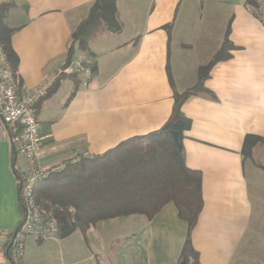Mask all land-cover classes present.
Instances as JSON below:
<instances>
[{
    "label": "crops",
    "instance_id": "1",
    "mask_svg": "<svg viewBox=\"0 0 264 264\" xmlns=\"http://www.w3.org/2000/svg\"><path fill=\"white\" fill-rule=\"evenodd\" d=\"M94 1L0 0L13 5L4 24L13 30L18 94L46 88L36 103L39 165L60 170L78 151L92 158L158 131L171 115L174 92L197 84L199 69L227 38L233 49L209 69L206 92L189 97L181 109L190 121L182 143L185 165L202 176L203 206L190 241L198 264H264V143L250 159L242 156L247 135L264 138V0L261 13L247 0H116L122 31L99 34L86 51L75 48L70 60L92 63L91 79L82 87L81 76L57 72L71 33ZM0 126L4 237L21 221L15 171L23 161ZM77 232L47 241L26 238L23 264H53L45 254L63 250ZM96 233L101 240L96 250H86L88 264H176L187 225L169 203L150 220L114 218L79 235L87 243ZM2 237L0 264H12Z\"/></svg>",
    "mask_w": 264,
    "mask_h": 264
},
{
    "label": "trees",
    "instance_id": "2",
    "mask_svg": "<svg viewBox=\"0 0 264 264\" xmlns=\"http://www.w3.org/2000/svg\"><path fill=\"white\" fill-rule=\"evenodd\" d=\"M260 1L247 0V6L258 11ZM12 6L0 4V48L15 77L18 58L11 46L13 30L4 24ZM121 31L116 0H95L71 33L64 66L70 64L75 48L86 51L88 43L99 34ZM230 49L233 46L226 38L212 62L199 69L197 84L184 93L174 92L171 115L158 131L125 141L103 155L69 162L34 188L35 203L43 216L56 220L58 237L65 238L76 231L84 234L96 223L114 218L142 215L150 220L171 203L178 218L187 225L178 262L198 264L190 236L203 206L202 176L185 165L182 143L190 121L181 109L189 97L206 92L203 82L209 69L228 58ZM261 143L264 138L247 135L242 145L244 159H250L254 147ZM15 174L18 180L17 171ZM20 210L22 218L21 204Z\"/></svg>",
    "mask_w": 264,
    "mask_h": 264
},
{
    "label": "built area",
    "instance_id": "3",
    "mask_svg": "<svg viewBox=\"0 0 264 264\" xmlns=\"http://www.w3.org/2000/svg\"><path fill=\"white\" fill-rule=\"evenodd\" d=\"M57 74L81 76V86L86 87L92 76V63L89 59L81 58L75 63L61 67ZM24 92L22 96L18 94L12 67L0 48V121L9 132V141L14 154L23 161L22 167L16 169L22 218L13 232L4 237L0 236L6 242L12 264H23L26 238L35 241L58 238L56 220L40 213L34 197V188L50 174L59 171L57 168H43L38 163L42 139L36 121L35 106L44 96L46 88ZM2 134L0 126V135ZM80 158H87V153L78 151L74 154V161Z\"/></svg>",
    "mask_w": 264,
    "mask_h": 264
},
{
    "label": "rangeland",
    "instance_id": "4",
    "mask_svg": "<svg viewBox=\"0 0 264 264\" xmlns=\"http://www.w3.org/2000/svg\"><path fill=\"white\" fill-rule=\"evenodd\" d=\"M259 12L261 13V11ZM79 234L80 232H77L76 235L68 239L69 241H65L66 243H64L63 250L55 249L49 251L45 254V257L52 258L54 260L53 264H71L72 262L75 264H88V262H86V250L89 248L93 251L96 250L99 246L98 244L101 240V236H99L98 233L90 235L86 243V238L84 240ZM73 255L74 257H72ZM34 257L37 258L36 255ZM69 261L71 263H69Z\"/></svg>",
    "mask_w": 264,
    "mask_h": 264
}]
</instances>
